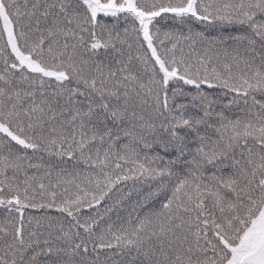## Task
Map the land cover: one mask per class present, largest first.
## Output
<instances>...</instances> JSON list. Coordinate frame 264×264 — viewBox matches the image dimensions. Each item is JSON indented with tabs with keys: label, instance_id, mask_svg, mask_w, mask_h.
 I'll return each mask as SVG.
<instances>
[{
	"label": "snow or ice",
	"instance_id": "snow-or-ice-1",
	"mask_svg": "<svg viewBox=\"0 0 264 264\" xmlns=\"http://www.w3.org/2000/svg\"><path fill=\"white\" fill-rule=\"evenodd\" d=\"M0 264H264V0H0Z\"/></svg>",
	"mask_w": 264,
	"mask_h": 264
}]
</instances>
